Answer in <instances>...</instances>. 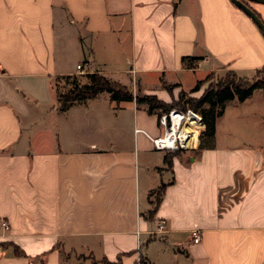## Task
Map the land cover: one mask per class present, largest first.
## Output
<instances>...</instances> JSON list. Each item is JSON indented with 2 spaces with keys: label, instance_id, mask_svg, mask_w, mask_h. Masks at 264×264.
<instances>
[{
  "label": "crops",
  "instance_id": "0c3cea01",
  "mask_svg": "<svg viewBox=\"0 0 264 264\" xmlns=\"http://www.w3.org/2000/svg\"><path fill=\"white\" fill-rule=\"evenodd\" d=\"M82 62L170 103L210 73L253 78L264 35L230 0H0V264H264V91L168 152L150 137L177 108L107 93L60 110L52 80Z\"/></svg>",
  "mask_w": 264,
  "mask_h": 264
},
{
  "label": "trees",
  "instance_id": "16d2710c",
  "mask_svg": "<svg viewBox=\"0 0 264 264\" xmlns=\"http://www.w3.org/2000/svg\"><path fill=\"white\" fill-rule=\"evenodd\" d=\"M194 60L195 58L182 59L184 63L192 62ZM193 67L194 65L190 66V68ZM83 75H85L87 79L86 83L77 84V82H75L77 79L76 76H71V78L75 79L73 80V86L69 88L65 94H57V99L59 97L62 99L60 110L67 109L75 102L93 98L101 91L108 92L110 94V99L115 102L135 100L137 105L146 106L148 113L160 110L168 115L170 110L173 108H177L183 113H185L187 109H192L194 111L198 109L200 110L199 113L201 115L202 123L201 126L196 129L197 134L195 137V145L197 143V139L201 137L200 135L198 136V132H200L203 125L205 126V131L203 133L206 137L205 139L212 138L215 120L217 117L222 115L228 102L233 100L242 102L247 99L255 89H262L264 91V66L256 71V78L252 80L238 77L233 71H229L223 78L216 81L214 85L210 84L207 88H205L200 97H189L187 93L181 92L178 99L170 103H164L158 100L155 96L151 95H141L139 93L133 94L125 85L106 78L97 72ZM258 75H260V77ZM207 77H209V74ZM65 78L70 77L68 76ZM205 80H207L206 77L203 80L198 81L190 92L197 91L200 86L204 84ZM164 160L168 165L170 164L171 158H169V155H166ZM163 189L164 185L162 184L157 189V193L161 194ZM158 203L159 199L157 198L155 205ZM155 209L156 206L152 209V213Z\"/></svg>",
  "mask_w": 264,
  "mask_h": 264
},
{
  "label": "built area",
  "instance_id": "2783aa9c",
  "mask_svg": "<svg viewBox=\"0 0 264 264\" xmlns=\"http://www.w3.org/2000/svg\"><path fill=\"white\" fill-rule=\"evenodd\" d=\"M76 70L79 74L93 72L91 66L87 62L78 63L76 65ZM191 120L193 121L192 125L189 124ZM201 123L202 119L200 113L192 109H187L179 125H171L162 136L150 137V140L157 150L173 152L183 148L192 151L195 149V132L196 129L201 126ZM8 227L9 225L4 222L3 228L8 229ZM162 229L163 225L159 223L158 230ZM190 237L192 244H198L201 241L200 231L196 228L190 231ZM136 264H143L141 255H138Z\"/></svg>",
  "mask_w": 264,
  "mask_h": 264
},
{
  "label": "rangeland",
  "instance_id": "374dc122",
  "mask_svg": "<svg viewBox=\"0 0 264 264\" xmlns=\"http://www.w3.org/2000/svg\"><path fill=\"white\" fill-rule=\"evenodd\" d=\"M256 75V74H255ZM255 75H254V77L253 78H248L249 80H252V79H254V78H256L255 77ZM81 76H85V75H79V73H78V75H76V81L75 82H77V84H83V83H86L87 82V79L85 78V77H81ZM225 76V74H223V75H216L215 73H210L209 74V77H207L206 76V78H207V80H205V82H204V86H205V88H207L210 84L212 85H214L215 83H216V81H218L219 79H221V78H223ZM259 77H260V75H258ZM73 80H75V79H73V78H54L53 80H52V86H53V88H54V91H55V93H56V95L58 94V95H62V94H65V92H67V90L69 89V88H71L73 85L72 84H74V82H73ZM108 92H106V91H101V92H99L97 95H99L97 98V100H99L100 98H102V96L103 95H106ZM189 96V95H188ZM190 97V96H189ZM191 97H193V96H191ZM193 98H195V97H193ZM56 102H57V104L60 106L61 105V103H62V99L59 97L57 100H56ZM97 102V101H96ZM190 105V104H189ZM191 106V105H190ZM192 107V106H191ZM196 111H198V113H199V111L200 110H196ZM214 127H215V123H214ZM204 131H205V126L203 125V127L200 129V132H198V136L200 135L201 137H200V141L201 140H203V139H205L206 137L203 135V133H204ZM196 132H195V137H196ZM213 135H214V132H213Z\"/></svg>",
  "mask_w": 264,
  "mask_h": 264
},
{
  "label": "water",
  "instance_id": "95a60500",
  "mask_svg": "<svg viewBox=\"0 0 264 264\" xmlns=\"http://www.w3.org/2000/svg\"><path fill=\"white\" fill-rule=\"evenodd\" d=\"M237 8L242 10L250 19L256 24L258 29L262 32L264 35V23L262 20L255 14V12L249 8L244 2L241 0H230ZM253 2H258V3H264V0H249Z\"/></svg>",
  "mask_w": 264,
  "mask_h": 264
},
{
  "label": "bare ground",
  "instance_id": "6f19581e",
  "mask_svg": "<svg viewBox=\"0 0 264 264\" xmlns=\"http://www.w3.org/2000/svg\"><path fill=\"white\" fill-rule=\"evenodd\" d=\"M192 122H193L192 120H191V121H189V124H190V125H192V124H193ZM190 125H189V126H190Z\"/></svg>",
  "mask_w": 264,
  "mask_h": 264
}]
</instances>
